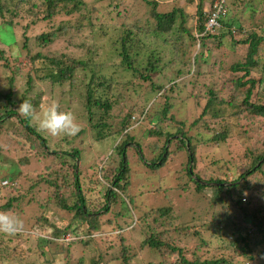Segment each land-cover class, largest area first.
<instances>
[{
	"label": "trees",
	"instance_id": "1",
	"mask_svg": "<svg viewBox=\"0 0 264 264\" xmlns=\"http://www.w3.org/2000/svg\"><path fill=\"white\" fill-rule=\"evenodd\" d=\"M14 1L0 0L1 17L4 18L6 14L11 16L17 15V12L11 9L15 3ZM125 1L19 0L20 3L38 7L40 13L43 14V21H52L60 14H66L72 19L67 21L68 26L66 27H51L50 32L38 35L36 41L41 46H50L55 40L68 33L67 30L71 26L74 28L73 30L83 31L84 29H89L91 31L90 34L94 43L86 49L88 54L86 58L70 57L67 54L45 56L38 53L37 56L30 57V63L35 64L34 66L37 67L36 69H33L35 67L32 69L41 83L50 84L52 89L63 88L66 90L68 87L72 94L77 93L80 96L85 113L89 116V121L92 122L91 127L93 133L95 131L97 132L94 135V139L97 142L106 141L112 137L120 139L118 145L119 164L114 166L115 161L113 158L105 160L95 167V175L97 174V176L94 179H89L92 182L91 185H93L91 190L94 192L93 195L96 192L101 194L104 180H110L107 178L109 168L106 169L105 165L111 166L109 172L114 174V176L110 182L112 186L104 195V204L95 205L93 206L94 209H91L86 199L87 196H84L80 180L86 181L87 178L92 176L94 170L92 174H90L91 169L87 170V173L85 171L81 172L82 159L80 156L82 151L78 149L72 151L52 149V142L43 133L37 131L35 124L18 114L17 106L23 100L30 101L37 109L42 104V96H31L35 87L32 76H29V87L22 92V97L19 102H17V96L14 92L18 75L11 77L9 80L10 83L5 84L7 89L10 90L9 94H0V169H2L1 167L6 168L8 166L6 169L8 174L2 179L4 181L3 184L12 183L14 186H10V190H18L20 187L19 179L21 177L17 174L19 165L28 166L31 157L40 160L39 162L43 165V168L45 167L44 163L49 158L55 161L57 170L53 173L55 175L54 180H48L44 176L40 178V175L38 183H43L56 190L58 207L63 211L74 214L73 223L66 229H56L53 238L42 241L44 243L43 246L39 243L37 246L40 248V253H44L47 250V246L51 245L52 242L63 243L61 246L64 252L60 256L65 260V264H72L71 261L78 262L79 264L78 260L73 259L71 245L75 242L84 241L83 237L78 235L89 232L94 234L97 232L100 218L111 212L116 213L117 208L121 209V212H118L117 216L124 219L119 226L120 232L130 230L132 233L140 232L144 235L147 234V241L145 243L150 248L161 251L160 249L163 244L160 241H156L154 227L156 224V228L158 229L157 233L160 234L161 230L166 227V218L172 213L171 208L173 205L165 207L166 200L160 196V198L157 197L155 199L159 200L162 206H156V211L146 212L137 207V202H135L136 199L133 195V163L136 154L138 161H140L137 166L140 168L143 177L147 179L149 174H157L160 170L163 171L171 160V152L168 146L172 147L173 142H177L178 146L186 153L188 158L186 167L187 174L190 182H193L197 186L196 190L198 193L205 186L215 184V188L219 190L215 203L219 204L224 202V199H222L224 192H230L233 189L238 190L239 193L236 202L237 214L229 217L225 228L221 227V230L225 229V232L219 238L228 241L226 246H228L230 253L236 254L237 257L249 255L250 259L253 260L252 246L258 247L264 244V208L262 210H259L260 208L256 210V201L261 200L264 202V141L261 146L262 151L258 149L259 147H255L243 155L242 158L246 160L247 167L239 174L236 182L229 183L223 180H203L195 172V165L200 156L198 155L196 146L192 143L194 137L188 135L186 131L187 123L180 122V119H177L173 113L178 104L174 101L172 102L171 95L175 91L177 94L179 92L183 93L187 89V84L184 81L189 78L187 76L193 77L196 75L197 58L195 56L194 59L190 58L185 60V62H180L185 70L183 68L179 69L177 65L176 74L178 75V79L175 78L168 81L167 72L171 70L170 67L172 64H170L171 60L168 63L163 61L162 66H160L162 61L160 48L165 45L161 43L162 41L169 42L170 39L172 44L174 43L176 45L174 53L177 56H182L188 54V49H190V52L194 48L200 50L210 45L222 46L227 39L235 44V48L242 45L244 47L243 49H245V62L237 63L231 67V71L235 75L230 80L233 84V96L228 101H225L210 91L211 98L204 108L203 113L207 114L212 109H219L221 111V107L224 106L226 111L227 108H231V112L226 117H234L239 114L232 112V109L241 107L246 108L255 118L264 120V27L261 31H245L244 26L238 23L236 17L230 16L228 19H220V28H217L215 31H206L204 10L206 8H213L214 0H200L197 3L196 13L194 15L188 12L185 6H174L171 11H161L166 0H131L135 10L132 7L130 9L127 8V5L124 4ZM194 2L192 1L190 4H194ZM237 2L242 4L244 0H237ZM16 7L19 8V4ZM1 27V34L6 29H9L10 35L7 40H11V44L7 45L1 34L0 44L10 48L18 41L15 30L12 28L13 23L9 22L4 27ZM111 34L117 35L115 37H108ZM98 40L108 41L110 43V52L117 54V58L120 60L118 67L128 73H132L135 82L141 81L139 84H133L130 80L123 87L136 89L141 88L144 84H150V92L156 95L159 101H155L153 106L150 105V108L145 107L146 109L140 113L134 114L131 111L128 114H124L122 111L120 112L119 118H116L118 120L120 119V122L109 123L107 121L108 123H106V120L114 116L116 103L120 98L118 87H121V85L114 78H109L102 74V69L106 67V64L99 57L100 50L104 48L100 44L97 48L96 42ZM0 56L1 59H4V50L1 47ZM256 70L262 71V75L258 79L253 77ZM186 72L188 73L184 74ZM158 75H163L162 82H168L166 84H161L162 82L156 83ZM183 75L187 76L183 81H180ZM253 98H258V102H254ZM151 107L154 108L152 109ZM146 112L148 117H146ZM185 112V108L180 111L181 116H184ZM136 114H139L138 117H136ZM141 117H144V120ZM96 118L100 120L95 122L94 119ZM146 124L154 127L148 128L147 131L143 132L144 134L148 133L149 141L154 140L159 142L162 140L165 142L164 146L155 143V153L160 152L156 157L148 155L142 141H136L134 143L136 138L132 135V130L140 125L143 129ZM196 124L198 122H195L193 125ZM208 127L211 136H205L203 138L197 136L199 140L203 139L198 143L202 149L201 151H204L203 148L205 149L206 147H212L219 151L220 147L225 142H228L231 135L228 131L221 128ZM174 128H176L175 133L171 132ZM175 137L179 139L170 142V139ZM141 138H143V135ZM143 139L145 141V135ZM127 146L129 147L127 148ZM5 147H13V151L17 153V156H19L18 153L20 152H26V156L21 160L19 159V165L8 158L4 161L2 158H4L3 150H5ZM18 147L20 148L18 149ZM10 165L11 167H9ZM48 169L49 166L44 170L48 171ZM69 172H72L74 175L76 181L75 187L77 189V193L73 194L76 197V201L72 205L68 204L63 195H59L63 189L69 190V188L60 186L58 184V178L61 176L65 177L64 175H67ZM260 176L262 178L257 182ZM2 189L5 188L2 187ZM144 190L142 194L146 192ZM245 192L247 195H244ZM19 199L20 197L11 196L9 202L0 205V211L11 212L14 204L20 201ZM151 210H155L154 206L151 207ZM155 215H159V218H156ZM152 218L154 227L152 224H148ZM128 221L132 222L130 223ZM124 226L127 229H124ZM8 235L0 233V261L11 259L15 254L19 257V260H16L19 264L26 263V250H19L17 248H22V244L14 250L8 246L14 242H20L17 241L19 240L18 238H21L19 236L20 232L18 231L12 234V240ZM17 236L19 237L17 238ZM67 236H72L76 240L69 243L64 242V238ZM15 237L17 239L13 240ZM22 243L25 242L23 241ZM45 244L47 245L46 248ZM29 249L27 250L28 254L32 252ZM123 249L124 252L120 256L124 258L125 264H130L132 258L127 255L128 250L124 247V244ZM170 249L175 253L177 251L175 248L172 249L170 247ZM262 254H264V251ZM181 255L182 250L179 251L177 257H179V260L184 261L185 264H196L182 258ZM262 259L264 260V257ZM80 262L82 263V261ZM93 264L104 263L99 259H95ZM214 264H229V262L222 258Z\"/></svg>",
	"mask_w": 264,
	"mask_h": 264
},
{
	"label": "rangeland",
	"instance_id": "2",
	"mask_svg": "<svg viewBox=\"0 0 264 264\" xmlns=\"http://www.w3.org/2000/svg\"><path fill=\"white\" fill-rule=\"evenodd\" d=\"M89 1L99 0H87V2ZM192 1H195L194 4H190ZM14 2L11 9L16 11L17 15L11 16L6 14L4 18L0 16V28L12 22V28L15 30L18 40L10 48L0 44V47L4 50V59H1L0 56V94H9L10 90L7 89L5 84L9 82L11 77L18 75L14 92L17 96L16 100L19 102L22 92L29 87V76H32L35 84L34 92L31 94L32 97L42 96V104L45 105L52 100H56L60 104L61 110L73 112L80 128L78 134L71 137L63 135L52 137L44 133L43 135L52 142V149L63 151L78 149L82 151L80 156L82 159L81 172L85 171L87 173V170L91 169L90 174L93 173V170L94 173L86 181L80 180V184L84 191V196H87L86 199L90 204V208L94 209L93 206L104 204V195L112 186L110 182L114 174L109 172L111 166L105 165L106 169L109 168L107 178L110 180H104L101 194L96 192L93 195L94 192L91 191L93 185H91L92 182L89 179H94L97 176V174L95 175V167L105 160L113 158L115 161L114 166L119 164L118 145L120 139L112 137L106 141L97 142L94 139V135L97 132L93 133L92 122L89 121V116L85 113L80 96L77 93L72 94L68 87L66 90L63 88L52 89L50 84L41 83L33 71L37 67L34 66L35 64L30 63V57L33 58L38 53L45 56L67 54L70 57L86 58L88 55L86 49L94 43L90 34L91 31L89 29L77 31L73 30L74 28L71 26L67 30L68 33L55 40L53 44L48 47L41 46L36 41L38 35L50 32L51 27H66L68 26L67 21L72 19L66 14H60L52 21H43V14L40 13L38 7L20 3L19 0H15ZM198 2L200 0H166L164 2L166 4H163L161 11H171L174 6H185L188 12L194 15ZM17 4H19V8L16 7ZM124 4L127 5V8L130 9L132 7L135 10L131 0H126ZM228 4L231 8V16L236 17L238 23L244 26L245 31L262 30L264 27V0H244V3H242L244 5L239 4L237 0H229ZM1 35L4 41H6L5 43L10 45L11 40H7L10 35L9 29H6ZM116 35L111 34L108 37H115ZM161 43L165 45L160 48V56L162 57L160 66H162L163 61L168 63L171 60L170 64H172L171 70L167 72L168 81L175 78L178 79V75L176 74L177 65L179 69L183 68L185 70L180 62H185V60L190 58L194 59L195 56L197 58L196 75L193 77L183 75L180 80L183 81L186 76L189 77L184 81L187 84V89L183 93L179 92L176 94L175 91L171 94L172 102L174 101L178 104L173 113L177 119H180V122L187 123L186 131L190 137H194L192 143L196 146L198 155L200 156L195 165V172L205 181L223 180L229 183L236 182L239 174L247 167L246 160L242 158L243 155L255 147H259L258 149L262 151L264 120L255 118L246 108L241 107L232 109V112L239 114L234 117H226L231 112V108H227L226 111L224 106L221 107V111L219 109H212L207 114H204L203 111L211 98L210 91L225 101H228L233 96V84L230 80L235 75L232 73L231 67L237 63L245 62L244 47L241 45L235 48V44L227 39L222 46L210 45L200 50L194 48L190 52V49H188V54L177 56L174 53L176 45L172 44L170 39L169 42L162 41ZM96 44L97 48L99 44L104 48L99 52L101 61L106 64V67L102 69V74L109 78H114L121 85V87H118L120 98L117 100L114 116L106 120V123L120 122V119L116 118H119L122 111L124 114H128L131 111L134 114L140 113L142 110L150 108V105L153 106L155 101H159L157 96L150 92V84H144L141 88L136 89L123 87L130 80L133 84H139L141 81L135 82L132 73H128L118 67L120 60L117 58V54L110 52V43L108 41L98 40ZM261 75L262 71L256 70L253 77L258 79ZM162 80L163 75H158L156 83H161ZM168 81H164L161 84H166ZM257 100L258 98H253L254 102H258ZM20 104H18L17 108ZM151 108L153 109L154 107ZM184 108L186 112L184 116H181L180 111ZM145 114L148 117L147 112ZM138 115L136 114V117ZM141 119L144 120V117H141ZM98 120L100 119H94L95 122H98ZM195 122H198V124L193 125ZM208 126L217 129L221 128L228 131L231 135L228 142H225L219 151L212 147L203 148L204 151H201L202 149L198 143L203 139L199 140L197 136L202 138L211 136ZM148 128L154 127L146 124L143 129L140 125L132 130V135L136 138H134V143L142 141L148 155L156 157L160 152L155 153V143L164 146L165 142L162 140L159 142L154 140L149 141L148 133H143ZM171 132L175 133L176 128L171 130ZM142 135L143 138L145 135V141L141 138ZM176 139L179 138H172L170 142L176 141ZM168 149H170V159L172 161L170 160L163 171L160 170L157 174H149L147 179L143 177L140 168L137 166L140 161H138L136 154L133 163V195L136 199L137 207L146 212L156 211V206H162L159 203L160 201L155 199L157 197L160 198V196L166 200L165 207L173 205L172 208L170 207L172 213L166 218V227L161 230L160 234L157 233L156 224L154 227L153 218L148 223L154 227L156 241H160L163 244L160 249L161 251L152 249L145 243L147 241V234L144 235L140 232L132 233L130 230L120 232L119 226L124 219L117 216V213L121 212V209L117 208L116 213L111 212L100 218L99 228L94 234L89 232L82 233L83 235H81L79 233L80 235L78 236L83 237L84 241L75 242L71 245L73 259L78 260L79 264H93L95 259H99L104 264H125L124 258L120 256L124 252V244V247L128 250L127 255L132 258L130 264H185L184 261L179 260V257H177L181 250L182 258L196 264H214L222 258L226 259L229 264H238V262L240 264H264V260L262 259L264 257V254H262L264 244L258 247L252 246L251 250L254 259L251 260L249 255L237 257L236 254L230 253L228 246H226L228 241L219 238L225 232V229L221 230V227L225 228L229 217L237 214L236 202L238 190L233 189L230 192H224L222 195L224 202L216 204L215 201L219 190L215 188V184L205 186L198 193L196 190L197 186L193 182H190L187 174L188 158L186 153L178 146L177 142H173L172 147L168 146ZM3 151L4 158L2 159L6 161L5 159L8 158L17 165H19V159L21 160L26 156V152H20L18 153L19 156H17V153L13 151V147H5ZM145 155L147 154L145 153ZM39 161L35 157H31L28 166L19 165L17 174L21 176L19 179L20 187L16 191L10 190L14 186L12 183L3 184L4 181L2 179L8 174L6 172L8 164L6 168L1 167L4 170L0 169V205L9 202L11 196L20 197V201L14 204L9 214L18 217L23 224L22 229L19 231L21 238L17 236L19 239L17 241L20 242H14L8 246L12 250L17 248L19 250H26L25 260L27 261L22 264H65V260L60 256L64 252L61 246L63 243L52 242L49 246L45 244L47 250L44 253H40V248L37 246L38 243L43 246L44 243L42 241L53 238L56 229L63 230L72 225L74 216L73 213H68L58 207L56 190L54 188L43 183H38L40 175V178L44 176L48 180H54L55 175L53 173L57 170L55 161L49 158L44 163V168ZM48 166V171H45ZM64 176L58 178V184L64 188H69V190L63 189L59 195H63L68 204L72 205L76 201V197L73 196V194L77 193L75 187L76 181L72 172ZM261 178L260 176L258 181L257 179L255 180L259 182ZM2 187L5 189H2ZM143 190L146 191L144 194H142ZM256 203V210L264 208V202L261 200L256 201ZM153 206L155 210H151ZM155 217L159 218V215H155ZM124 229H127V227L125 228L124 226ZM121 233L122 235H120ZM11 235L9 234L8 237L11 238ZM223 237L225 238V236ZM17 238L15 237L13 240ZM66 239V242H70L68 241L70 240L69 237ZM23 241L25 243H22ZM20 244H22V248L17 247ZM170 247L177 249L176 253ZM28 248L32 251L29 254L27 253ZM14 255L11 259L0 261V263L19 264L17 262L19 257ZM71 263L78 264V262L75 263L73 261Z\"/></svg>",
	"mask_w": 264,
	"mask_h": 264
},
{
	"label": "clouds",
	"instance_id": "3",
	"mask_svg": "<svg viewBox=\"0 0 264 264\" xmlns=\"http://www.w3.org/2000/svg\"><path fill=\"white\" fill-rule=\"evenodd\" d=\"M228 1L214 0L213 8H206L204 10L206 31H209L207 30V25L210 18L218 11H220V14L218 16L219 27L217 28L221 27L220 19H228L231 16V8ZM217 28L210 31H215ZM17 112L21 117L28 119L30 122H35L37 131L52 137H58L61 135L71 137L75 136L80 131L79 124L77 123L73 112L61 110L60 104L56 100H52L47 105L41 104L39 109H37L30 101L23 100L17 108ZM244 195H247V193L245 192ZM22 227V221L18 217L11 215L8 212L0 211V233L14 234L20 231ZM67 237L70 238V240H68L70 242L76 240V238L72 236ZM67 237L64 238V242H66Z\"/></svg>",
	"mask_w": 264,
	"mask_h": 264
},
{
	"label": "built area",
	"instance_id": "4",
	"mask_svg": "<svg viewBox=\"0 0 264 264\" xmlns=\"http://www.w3.org/2000/svg\"><path fill=\"white\" fill-rule=\"evenodd\" d=\"M220 14V11H218L216 14H214L207 25V30H214L215 28L219 27V21H218V16Z\"/></svg>",
	"mask_w": 264,
	"mask_h": 264
},
{
	"label": "water",
	"instance_id": "5",
	"mask_svg": "<svg viewBox=\"0 0 264 264\" xmlns=\"http://www.w3.org/2000/svg\"><path fill=\"white\" fill-rule=\"evenodd\" d=\"M190 170H192V169H190Z\"/></svg>",
	"mask_w": 264,
	"mask_h": 264
}]
</instances>
